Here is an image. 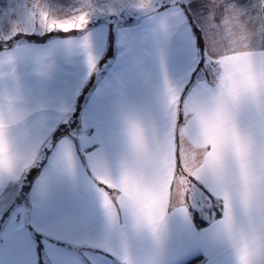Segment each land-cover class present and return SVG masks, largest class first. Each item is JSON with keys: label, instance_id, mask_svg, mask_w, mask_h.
<instances>
[{"label": "crops", "instance_id": "1", "mask_svg": "<svg viewBox=\"0 0 264 264\" xmlns=\"http://www.w3.org/2000/svg\"><path fill=\"white\" fill-rule=\"evenodd\" d=\"M236 3L252 8L257 0ZM171 4L129 23L101 22L80 33L0 47V58L15 55L14 75L8 65L0 66V111L7 115L11 102L18 108L11 139L21 161L14 177H0V233L23 226L31 237V264H185L196 257L201 259L198 264H205L202 253L177 254L188 240L183 217L174 212L178 201L173 199L169 208L171 239L161 252L148 232L136 228L130 212L119 203L118 191L102 182L118 181L132 165L131 124L144 127L154 143L166 139L170 150L169 88L180 93L179 127L184 123V101L193 89L205 83L215 88L218 83L219 69L215 72L204 63L188 76L186 60L180 56V38L186 35L185 51L199 49L201 61L196 31L203 43L213 10L211 0L182 1L184 17L180 19L165 13ZM216 15L219 20V11ZM85 35L89 36L94 68L79 47ZM75 111L78 121L73 130L51 144L56 128ZM258 119L254 109H246L240 120L242 129L255 131ZM86 126L88 138L83 135ZM96 132L99 135L94 136ZM176 132L179 176L183 174L179 166L181 138L178 129ZM46 148L42 165L26 184L24 176L35 169ZM189 180L209 195L211 204L204 207L197 202L192 210L188 194L191 223L203 238L214 236L213 225L223 215L222 200L207 180ZM103 193L113 201L114 224L103 207ZM227 259L225 252L222 260Z\"/></svg>", "mask_w": 264, "mask_h": 264}, {"label": "snow or ice", "instance_id": "2", "mask_svg": "<svg viewBox=\"0 0 264 264\" xmlns=\"http://www.w3.org/2000/svg\"><path fill=\"white\" fill-rule=\"evenodd\" d=\"M156 2L137 0L136 8L150 13ZM211 3L213 10L200 47L206 49L205 66L215 72L219 69L215 88L205 83L193 89L184 101V123L179 127L180 93L169 88L166 106L173 117L170 150L166 139L154 143L144 127L131 124L128 135L133 163L118 181L102 182L118 191L119 203L130 212L136 228L148 232L161 252L171 239L169 208L175 199L179 206L174 212L183 217L188 237L178 255L199 252L205 264H264V0H257L252 8L242 7L236 0ZM98 11L93 0H82L73 14L59 17L42 0H25L22 19L12 27L10 35L35 31L37 27L45 32L84 31ZM165 13L183 18L180 0H174ZM180 39V56L186 60V74L191 76L198 72L199 49L186 52V35ZM79 47L85 50L90 68H94L88 35L81 39ZM5 64L14 75V53L0 58V66ZM246 109L258 114L255 131L245 132L241 127ZM17 112L14 102L9 103L7 115L0 111V177H14L21 164L11 139ZM176 129L181 138L179 166L183 168L179 176ZM83 135L88 138V126ZM66 158L70 166V153ZM189 177L210 182L222 200L223 215L213 225L214 236L203 238L191 223L186 202ZM103 207L114 224V204L108 193H103ZM225 252L226 261L222 260ZM0 264H31V237L23 226L0 233Z\"/></svg>", "mask_w": 264, "mask_h": 264}, {"label": "rangeland", "instance_id": "3", "mask_svg": "<svg viewBox=\"0 0 264 264\" xmlns=\"http://www.w3.org/2000/svg\"><path fill=\"white\" fill-rule=\"evenodd\" d=\"M184 0H180V3ZM57 16L65 17L73 14L75 10H78L82 5V0H42ZM174 0H157L155 9L169 5ZM25 0H0V47L5 44H10V40H42L46 35L51 34H74L77 30L71 32L63 31H52L45 32L37 27L35 31H29L28 33L20 32L18 34L10 35L12 27L21 21L22 19V8ZM93 3L100 9L96 14L93 15L89 24L106 22L111 25H116L120 21L131 22L132 17H137L145 12H141L136 8L137 0H93ZM88 26V25H87ZM15 41V42H17ZM14 42V43H15ZM189 179V178H188ZM190 181V187L188 190L190 203L189 205L192 210H195L197 202L202 203L204 207H210L208 203L209 195L205 194L197 184ZM27 188V187H26ZM44 258V257H43Z\"/></svg>", "mask_w": 264, "mask_h": 264}, {"label": "trees", "instance_id": "4", "mask_svg": "<svg viewBox=\"0 0 264 264\" xmlns=\"http://www.w3.org/2000/svg\"><path fill=\"white\" fill-rule=\"evenodd\" d=\"M168 5V4H167ZM166 6V5H165ZM163 7V6H162ZM160 8V7H159ZM159 8H156L155 10H157V9H159ZM141 15H138L137 17L135 16V17H132V19H130V21H136L139 17H140ZM90 25H91V23L90 24H88V26L86 27V28H88V27H90ZM81 31H77L76 33H80ZM196 33H199V31L197 30L196 31ZM56 35H60V34H56V33H54V34H49V35H46V37L45 38H42V39H47V38H50V37H53V36H56ZM197 39H198V42H199V46H201V44H202V40H201V38H200V36H197ZM15 41H17V40H15V39H13V40H10V44H5L4 46H8V45H12ZM18 42V41H17ZM200 51H201V55H202V57H201V61H200V65H199V67H201V66H203L204 65V60H203V48H201L200 47ZM77 121H78V111H75V113H73L72 115H71V117L69 118V120L67 121V122H65V123H62V124H60L57 128H56V130L54 131V133H53V135H52V138H51V144H53L60 136H63L64 134H68L71 130H73V128L75 127V125H76V123H77ZM50 144V146H52ZM47 150H48V148H46L45 150H44V152H43V155H42V158L41 159H39V161H37V163H36V165H35V169H33V171H31V172H27L26 173V175L24 176V180H25V183L26 184H28L30 181H31V179H32V176H34V175H36V173L38 172V170H39V168H40V166L42 165V163H43V159H44V157H45V155H46V153H47ZM28 185H26V187H27ZM197 220H199L198 222L199 223H201L200 221L202 220V219H200L198 216H197ZM200 257H196V258H194V259H192V260H190V261H188V262H186L185 264H198L199 262H200Z\"/></svg>", "mask_w": 264, "mask_h": 264}]
</instances>
